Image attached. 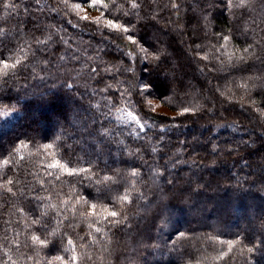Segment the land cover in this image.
I'll return each instance as SVG.
<instances>
[{
	"label": "trees",
	"instance_id": "1",
	"mask_svg": "<svg viewBox=\"0 0 264 264\" xmlns=\"http://www.w3.org/2000/svg\"><path fill=\"white\" fill-rule=\"evenodd\" d=\"M11 2L17 7L5 9L0 0V53L9 63L19 59L20 64L0 71V112H8L0 115V185L13 180L7 185L11 193L0 187V262L48 264L55 255L70 257L74 247L83 264H224L218 258L221 250L227 251L222 241L237 235L244 244L255 243L256 236L264 239L258 230L264 220V192L259 190L257 167L264 104L259 87H252L264 77V62L258 58L264 44V0H252L251 9L232 11L222 5L209 9L205 0H176L178 10L171 8L172 0H104L107 8L90 7V0ZM132 3L138 7L132 8ZM76 4L103 14L100 25L90 23L92 18L81 20ZM196 17L202 30L197 29ZM106 19L124 24L137 43L131 45L122 30L108 29ZM126 20L131 23L125 24ZM245 23L247 41L239 33L232 39L230 27L243 29ZM223 35H229V41ZM193 41L201 48L196 49ZM249 44L253 46L246 53ZM141 47L148 49L147 59ZM129 52L134 63L125 58ZM159 56L166 57L162 67L170 69L172 83L150 66ZM126 67L132 71L125 72ZM133 72L148 82L151 95L146 100L159 101L174 116L154 113V120L145 118L154 127L143 130L130 120V111L143 115L130 96ZM65 83H72L73 89L65 88ZM182 107L199 111L179 116ZM145 108L151 113L147 104ZM71 117L78 124L70 125ZM93 119L96 126L103 123L110 129L105 144L95 151L83 131ZM161 127L164 140L157 143L155 133ZM25 136L34 139L25 140L27 148L9 155L12 143ZM249 137L257 140L255 151L241 144ZM43 144L53 147L45 149ZM212 144L225 151L213 154ZM237 145L238 153L227 154L228 147ZM69 146L76 147L75 153ZM54 154L62 163L90 171L79 178L59 172L49 176L47 165ZM131 166H138L136 177L130 175ZM101 169H121L127 177L113 191L115 196L127 189L130 197L123 205L128 220L119 231L103 218V197L97 199L102 185L96 180L113 175ZM237 181L247 192L242 200L229 201L223 188ZM198 183L210 186L197 189ZM165 195L169 199L162 201ZM91 204H96L97 215L90 214ZM162 204L167 207L161 209ZM120 207L117 201L116 210ZM41 213L50 218L45 231L32 223ZM32 235L64 243L59 251H50L34 243ZM69 238L72 246L67 244ZM242 246H234L226 258L229 264H245L248 254L240 255ZM251 261L264 264V246L251 254Z\"/></svg>",
	"mask_w": 264,
	"mask_h": 264
},
{
	"label": "snow or ice",
	"instance_id": "2",
	"mask_svg": "<svg viewBox=\"0 0 264 264\" xmlns=\"http://www.w3.org/2000/svg\"><path fill=\"white\" fill-rule=\"evenodd\" d=\"M207 7L209 9L211 8H215L217 5H222L223 7L227 8L229 11H232L233 9H240V10H245V9H251L253 7L252 4V0H205ZM102 6L104 8H107L108 5L106 3H104V0H90V7H95V6ZM5 9L8 8H16L17 5H15L14 3L11 2V0H4V3L2 5ZM132 8H137L138 5L136 3H132ZM74 7L78 10L81 9V5L80 4H76L74 5ZM113 7H116V5H113ZM180 5L178 2H176V0H172L171 3V8L172 9H179ZM261 7H264V3L261 4ZM201 11L203 12L204 9H201ZM125 15H127V13H125ZM245 13L244 11L241 12V16L240 19H243ZM103 18V14H101L100 16H96L93 17L90 21V23L92 24H96V25H100L101 23V19ZM80 19L83 21H89V17L87 15H82L80 16ZM203 19L205 21L209 20V17L207 15H205L203 17ZM234 19H235V14H234ZM210 22V21H209ZM131 21L130 20H126L125 24H130ZM105 26L108 29L111 30H116V31H120L122 30L123 33H129V29L124 25V24H119L116 22V20L114 19H106L104 21ZM196 25H197V29L198 30H202L201 26H200V18L196 17ZM39 30V29H38ZM230 32L233 33L232 35V39L236 38V33H239V35L243 36L245 38V41H247L248 39V28L247 25L245 23V27L243 29L239 28V27H230L229 29ZM262 31H264V29H262ZM213 35L219 37L221 35L220 32H214ZM51 39V38H49ZM127 41L130 42L131 45H135L137 43V40L133 37V35L131 34H127L126 36ZM230 36L229 35H223V40L225 42L229 41ZM262 40H264V38H262ZM37 43H41V41L39 39H37L36 41ZM193 44H195V41H193ZM224 45H221V47H223ZM253 45L249 44L247 48H244V52H248V48H251ZM196 49H200L201 45L200 44H195ZM155 51L159 52V49H155ZM140 51L145 53V59L148 58V49H145L143 47L140 48ZM261 57L258 58H262V62H264V44L261 45ZM133 53L129 52L128 55L131 56ZM153 60H155V64L150 65L151 67L156 68L157 70H159L167 79H168V75L167 73L170 71V69L167 66L162 67V64H164L166 57H153ZM239 60H241L242 62L246 60V57H238ZM20 64V60L17 59L14 63H9V60L4 58V54L0 53V71H3L4 69H8V68H13L15 69L17 67V65ZM146 71L148 69H145ZM93 71H97L96 69H93ZM125 72H130L132 71L131 67H126L124 69ZM175 79V77H173V80ZM261 79V83L259 84V86H257L256 84H253L252 87L253 88H257L259 87V94L262 97L261 103L264 104V77L260 78ZM129 80L131 81V92H130V96L134 99L136 105L139 108V112L142 113L143 115H137L134 114L133 112H128L127 115L130 118V120L135 123L136 125H138L140 127L141 130H143L146 126L148 127H154L153 125H147V119H155L154 113H155V108H151L153 101L152 100H146L147 97H149L151 94L148 93V82L142 80L140 77H136L135 73L133 72V75L131 77H129ZM169 80V79H168ZM98 82H102L98 81ZM170 83H172V81L169 80ZM65 88L67 89H73L74 85L72 83H65L64 85ZM110 87V86H109ZM103 91V89H102ZM241 99H243V97H241ZM113 101L110 100L109 103H112ZM145 104H147V106L149 108H151V113L149 111L146 110L145 108ZM251 104L256 105L257 102L255 100H251ZM95 107H99L98 105ZM199 109H190L188 107H182L179 111V113L177 115L179 116H186V114L188 113H192L193 115L196 114V112H198ZM0 115H8L7 111L4 112H0ZM261 116H264V108H261ZM143 121V122H142ZM177 127H179V125H177ZM83 131L87 134V137L91 138L90 142H89V146L93 148V151H95L97 148H101V146L103 144H105V142L107 141V137L110 135V129L105 127L103 123H101L99 126H96V121L95 119H93L92 124L89 125H85ZM209 132H211V129H208ZM156 136L159 137V140H157V143H161L164 140V135H165V128L161 127L160 130L158 132L155 133ZM34 139L33 137H28L25 136L24 139L18 138L16 139V141H14L12 143V149L11 151L8 153L9 155L12 154V152H19L21 148H27L28 145L25 143V140H32ZM257 140H259V143L261 144V150H259L257 152V154L260 157V164L257 165V167L260 168L261 170V175L259 177V184H260V188L259 190L261 192H264V139H260V137H257ZM257 140H253L251 137H249L248 140H242L241 144L250 150H254L252 148L253 145L256 144ZM117 144H123V141H115ZM180 143H185L184 141H181ZM206 143H211V141H206ZM43 148L45 149H50L53 147L52 144H43L42 145ZM72 150L73 153H75L76 151V147L75 146H69ZM240 148V145H237L235 149H233L231 146L227 148V154L231 155L233 153V151H236L238 153ZM102 150V149H101ZM67 151V149H66ZM139 149L136 150V154H139ZM153 152L156 151L155 148L152 149ZM217 151H220L221 153H223L225 150L221 148V146L217 145V144H212V148H211V152L213 154H215ZM128 155H134L132 152H128ZM79 159V158H78ZM89 165H91V160L87 161ZM5 163H7V160L5 161ZM70 163H62L60 159H56L55 158V154L53 155V159L50 163H48L47 165V169L48 171V175L52 176L54 175L56 172H59L60 174H66L68 177H76L79 178L81 176V174H87L90 171V168L88 167H72L70 166ZM214 163V161H213ZM246 166L248 167H252V164L249 162H245ZM104 171H112L113 175H103L102 178H99L96 180V184L97 185H102V187H98L97 188V199H99L100 197H103V200L105 202V206H103V218L108 220L109 223L116 228L117 231L120 230V226L123 225L127 220H128V216L125 213V210L123 208V205L126 204L127 202H129V194L127 192V189L125 190L124 194L122 195H115L113 196V191L117 190L119 188V181L120 180H126L127 177L124 175V173L122 172L121 169H101V172ZM157 175H163V172H157ZM131 177H136L138 175V166H131V173H130ZM114 177L116 179H114ZM56 179L59 180L60 176H56ZM13 183L12 179H8L5 182V185H0V187H4L6 192L11 193L12 192V188L7 187V185H11ZM169 185L173 184L172 180L168 181ZM210 185L205 183V184H197V189H207ZM219 187V184H218ZM223 190L225 191L229 201L231 200H242L247 192V190L243 187V184L240 183L239 181L236 182L235 186H224ZM191 191H195V190H191ZM169 198L165 195L161 197L162 201H167ZM119 202L120 204V210L117 211L116 210V202ZM29 204H31V201H29ZM111 205V207L107 206V205ZM96 204H91L90 205V209H91V215H97L96 213ZM167 207V204H162L161 205V209ZM21 212L26 211V209H20ZM47 214L46 213H41L40 217H37L36 219H34L32 221L33 224L37 225V230L38 231H45L47 230V228L50 225V218L49 219H44V217H46ZM157 219H163L162 216H158L156 217ZM91 226V225H90ZM128 227H131V224L128 225ZM259 232L260 233H264V220L261 221L260 225H259ZM96 231L99 232L101 231L100 228H96ZM115 234V233H114ZM185 233L180 232L179 233V237H184ZM209 239H212V237H209ZM31 240L34 243H37L41 246V247H48L49 250L51 251L53 248L56 249V251L60 250V247L63 246V240L60 241V244L57 245L55 241H52L51 243L46 239V238H41L40 236L37 235H32L31 236ZM255 243H253L251 240H249V244L251 246H249V244H244L243 240L241 239L240 235H237V237L234 240H228L226 242L222 243H226L227 244V251L221 250L218 254V258L221 261H224V264H229V261L226 260V258L229 257V254L233 252V248L235 245H243L240 249V255L244 256L245 253L248 254V258L245 261V264H252L251 261V254H254L256 252H258L261 248V246H264V239L261 238V236H256L255 237ZM67 244L69 246L73 245V240L71 238H69L67 240ZM27 246V245H26ZM19 247V246H18ZM65 251H68V248L64 249ZM72 251V255L68 258L61 256V255H55L51 260L48 261V264H54L55 262H58V264H83V261L81 259V257H78L75 254V248L72 247L71 248ZM235 257H232L231 259H234ZM0 264H5V262H0ZM13 264H15V262H13Z\"/></svg>",
	"mask_w": 264,
	"mask_h": 264
},
{
	"label": "rangeland",
	"instance_id": "3",
	"mask_svg": "<svg viewBox=\"0 0 264 264\" xmlns=\"http://www.w3.org/2000/svg\"><path fill=\"white\" fill-rule=\"evenodd\" d=\"M78 11H79V13H80L81 16L82 15H87L89 18H93V17H96V16H100L98 12L90 9V7H83V8H81ZM197 55H199V54H197ZM125 58L128 59L131 63H134V60L135 59L132 56H126L125 55ZM139 63H140V57H139ZM145 63H146V61H145ZM141 71H143V73L146 72L144 69L141 70ZM148 100H152L153 101L151 108H155V113H157L159 115L174 116V112L171 111V110H168V108L166 106H164L162 103H160L159 101L153 100V99H148ZM75 114L76 115L79 114V111L78 110L75 111ZM69 124L72 125V126L78 124V119L75 120L74 117H71L70 120H69ZM37 127L38 126H36L35 128H37ZM239 219L240 220H243V218L242 219L239 218ZM240 222H243V221H240Z\"/></svg>",
	"mask_w": 264,
	"mask_h": 264
}]
</instances>
